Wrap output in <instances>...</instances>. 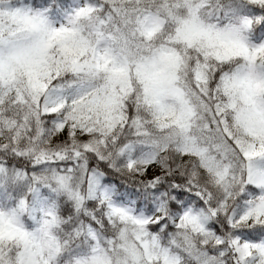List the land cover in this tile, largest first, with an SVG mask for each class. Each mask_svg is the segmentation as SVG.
I'll return each mask as SVG.
<instances>
[{
    "label": "snow or ice",
    "instance_id": "1",
    "mask_svg": "<svg viewBox=\"0 0 264 264\" xmlns=\"http://www.w3.org/2000/svg\"><path fill=\"white\" fill-rule=\"evenodd\" d=\"M0 264H264V0H0Z\"/></svg>",
    "mask_w": 264,
    "mask_h": 264
}]
</instances>
